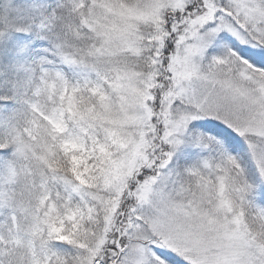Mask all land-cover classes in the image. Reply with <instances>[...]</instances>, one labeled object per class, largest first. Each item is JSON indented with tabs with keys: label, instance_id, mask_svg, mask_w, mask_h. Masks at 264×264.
I'll return each instance as SVG.
<instances>
[{
	"label": "snow or ice",
	"instance_id": "6c2138e0",
	"mask_svg": "<svg viewBox=\"0 0 264 264\" xmlns=\"http://www.w3.org/2000/svg\"><path fill=\"white\" fill-rule=\"evenodd\" d=\"M0 264H264V0H0Z\"/></svg>",
	"mask_w": 264,
	"mask_h": 264
}]
</instances>
